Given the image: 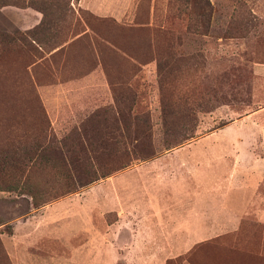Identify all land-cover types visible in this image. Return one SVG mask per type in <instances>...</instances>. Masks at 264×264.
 Returning <instances> with one entry per match:
<instances>
[{
    "label": "rangeland",
    "instance_id": "1",
    "mask_svg": "<svg viewBox=\"0 0 264 264\" xmlns=\"http://www.w3.org/2000/svg\"><path fill=\"white\" fill-rule=\"evenodd\" d=\"M0 264H264V0H0Z\"/></svg>",
    "mask_w": 264,
    "mask_h": 264
},
{
    "label": "trees",
    "instance_id": "2",
    "mask_svg": "<svg viewBox=\"0 0 264 264\" xmlns=\"http://www.w3.org/2000/svg\"><path fill=\"white\" fill-rule=\"evenodd\" d=\"M30 35V34H29ZM4 36V38H7L8 40H13V38H14V36L13 35H3ZM2 36V37H3ZM31 40H33V42H35V39L34 38H31ZM129 117H130V119H131V125H133L132 127H134V130H133V136H132V138H131V142L132 141H134L133 143H134V145H135V143H137V139H136V135H135V133H137V131L141 128V129H143L141 132H143V131H146V128H147V126H146V114H145V116L143 115V118H139V115L137 114V113H133L132 112V108L130 107V109L128 110V114H127ZM49 140H47L46 141V143L44 144V147H42V149L44 148V150L45 149H48V151L49 152H55L56 151V147L55 146H49V142H48ZM49 143V144H48ZM89 145H90V143H89ZM134 145H132V147L131 148H133V146ZM67 160L69 159V161L71 160L70 159V156L69 157H65ZM95 160H96V157L94 158ZM108 172H103V173H99L98 174V176H93L91 179H90V181L91 180H94L95 178H97V177H103V176H105L106 174H107Z\"/></svg>",
    "mask_w": 264,
    "mask_h": 264
},
{
    "label": "crops",
    "instance_id": "3",
    "mask_svg": "<svg viewBox=\"0 0 264 264\" xmlns=\"http://www.w3.org/2000/svg\"><path fill=\"white\" fill-rule=\"evenodd\" d=\"M260 71H261V70H260ZM260 71H259V72H260Z\"/></svg>",
    "mask_w": 264,
    "mask_h": 264
}]
</instances>
